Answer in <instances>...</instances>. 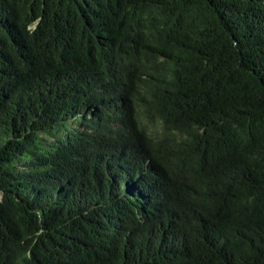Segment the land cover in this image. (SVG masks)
<instances>
[{
	"label": "trees",
	"instance_id": "16d2710c",
	"mask_svg": "<svg viewBox=\"0 0 264 264\" xmlns=\"http://www.w3.org/2000/svg\"><path fill=\"white\" fill-rule=\"evenodd\" d=\"M0 264H264V0H0Z\"/></svg>",
	"mask_w": 264,
	"mask_h": 264
}]
</instances>
